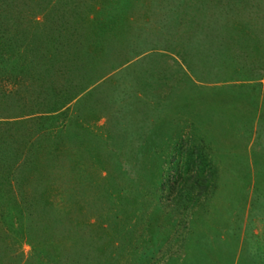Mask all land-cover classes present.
<instances>
[{
    "label": "rangeland",
    "instance_id": "1",
    "mask_svg": "<svg viewBox=\"0 0 264 264\" xmlns=\"http://www.w3.org/2000/svg\"><path fill=\"white\" fill-rule=\"evenodd\" d=\"M231 25L264 0H0V264H264V90L214 57Z\"/></svg>",
    "mask_w": 264,
    "mask_h": 264
},
{
    "label": "crops",
    "instance_id": "2",
    "mask_svg": "<svg viewBox=\"0 0 264 264\" xmlns=\"http://www.w3.org/2000/svg\"><path fill=\"white\" fill-rule=\"evenodd\" d=\"M233 29V30H232ZM236 29V30H234ZM229 31L232 35V37H230V39H215L213 45H210L212 47L215 48L214 50V57H218L217 56V52H219L218 54H222V56H228L230 57V63L231 65H233L231 67V69L234 68L235 73L238 74L239 72L243 73L244 76L248 77L249 80L252 81V84L254 83L255 86H259L262 90H264V27H250V26H239L237 27L236 25H231L230 29L226 30ZM260 33V34H258ZM256 36H260L261 39L259 41H257V37ZM204 37V36H203ZM204 39V38H203ZM202 41V40H201ZM229 41V42H228ZM257 41V42H256ZM249 48L251 46H255L257 47L258 50H256V55L257 53L259 54V57L256 59L254 55V53H251L250 55H242L240 54L237 58L240 61V64H242V62L245 64L247 62H249V66L248 68H245L243 66V68H240L237 64V59L235 60L236 56L234 55V53L240 52V48H242V50L245 48ZM219 50H218V49ZM221 48L223 50H221ZM226 49H231L230 51H227ZM235 49L236 52L233 50ZM217 50V52H216ZM250 52V51H249ZM240 58H243L244 60H240ZM235 61V63L233 64V62ZM259 65V68L256 67L255 64ZM239 64V65H240ZM251 64V65H250ZM245 77V78H246ZM245 78L241 79V80H231L230 82H232L231 84H239L240 82H242ZM204 79V78H201ZM239 79V78H238ZM195 83L202 84V80L200 79H196L194 80ZM251 81H249L251 83ZM221 84L222 82H217V84Z\"/></svg>",
    "mask_w": 264,
    "mask_h": 264
}]
</instances>
